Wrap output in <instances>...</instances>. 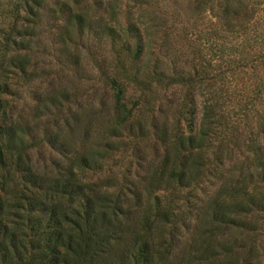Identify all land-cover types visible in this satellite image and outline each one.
Returning <instances> with one entry per match:
<instances>
[{
  "label": "trees",
  "instance_id": "trees-1",
  "mask_svg": "<svg viewBox=\"0 0 264 264\" xmlns=\"http://www.w3.org/2000/svg\"><path fill=\"white\" fill-rule=\"evenodd\" d=\"M45 1L9 0L10 17L0 39V264H264L257 242L264 230V110L260 114L256 110L257 104L264 107V79L239 97L235 109L226 106L217 90L207 93L198 126H192V121L181 126L182 119L196 114L187 107L188 102L181 103L173 124L153 118L151 127L164 149L144 181H122L117 187L111 177L87 180L89 171L100 172L108 150L74 148L66 123L65 131L59 125L54 131H46L43 140L37 137V121L51 116L53 109L60 114L70 100L69 93L37 97L32 122L13 117L14 107L8 97L17 94L21 81L33 78L32 48ZM261 5L264 0H193V12L217 9L213 15L216 22L196 36L199 47L210 57L203 68L210 67L213 60L224 61L220 74L208 77L210 81L241 65L235 67L224 57L230 34L242 33L250 40L246 36L251 33L254 43L259 39L264 44V27L259 28L258 19L254 20L262 11ZM69 19L81 30L91 24L86 10L72 11ZM262 19L264 22V14ZM106 30H110L108 26ZM127 31L131 37L126 39L124 50L137 64L147 43L137 28ZM131 38L136 40L133 47ZM197 50L202 51L196 49L195 54ZM254 64L264 69V48L250 59L248 67ZM138 71L133 80L139 78ZM153 75L154 79L145 81L149 90L153 80L183 87L205 80L198 68L193 75L184 70L172 75L156 71ZM111 86L116 92L110 134L117 137L134 124L142 129L143 113L134 117L132 112H123L124 87L114 79ZM253 111L256 136L246 146L252 158H236L228 169L218 171L220 185L199 208L194 235L176 258L179 229L173 226L174 214L166 195L200 181L210 163V150L219 156L232 155L237 136L231 120L246 118ZM41 142L57 153L49 163L40 164L32 158V151ZM107 144L110 148L113 145Z\"/></svg>",
  "mask_w": 264,
  "mask_h": 264
},
{
  "label": "rangeland",
  "instance_id": "rangeland-1",
  "mask_svg": "<svg viewBox=\"0 0 264 264\" xmlns=\"http://www.w3.org/2000/svg\"><path fill=\"white\" fill-rule=\"evenodd\" d=\"M8 1H0V39L10 17ZM145 1L46 0L32 48L30 73L33 78L26 83L21 81L16 88L17 94L8 96L14 107L13 117L32 122L36 114L34 108L37 97L51 92L69 93L70 100L64 104L60 114L53 109L51 116H42L37 121V137L43 140L46 131H54L59 125L65 131L63 126L66 123L69 141L74 148L84 146L86 149L108 150L100 172L89 171L85 174L87 180L111 177L118 184L117 187L122 181H144L143 178L161 158L164 149L162 142L157 140L155 129L151 127L150 121L153 118L158 122L168 121L173 124L178 119L181 103L188 102L187 107L195 109L196 114L193 118L187 116L186 120L182 119L181 126L186 127L190 121L192 126H198L201 104L207 93L217 90L224 97L228 108H236L241 100L239 97L242 98L247 89L264 79L262 66L254 64L253 68L248 67L250 59L264 48L259 39L254 43V34L249 31L246 37H251L250 40H245L242 33H235L230 34L225 41V59L230 60L234 66L241 64L239 68L216 80H209L208 77L220 74L224 61L213 60L210 67L203 68L210 57L203 47H199L196 36L202 28L216 22L213 17L217 13L216 8L212 11L193 12V0ZM78 9L86 10L91 22L83 30L75 22L69 21L71 12ZM259 9L262 11L256 13L254 20L258 19L257 25L261 28L264 27V5L259 6ZM107 26L110 33L106 30ZM128 28H137L138 34L147 43L137 64L131 59V54L124 50L126 39L131 37ZM130 41L133 47L136 40L131 38ZM196 49H201V53L197 50L195 54ZM137 66H140L139 71ZM194 66L200 69L205 78L203 82L183 87L153 80L150 90L144 87L145 81L153 78L156 71L172 75L176 70H184L193 75ZM136 71L139 78L133 80L131 77ZM112 79L124 87L122 111L132 112L134 117L143 113L142 129L137 124L127 126L117 137L108 131L113 126L115 112L116 89L111 86ZM212 83L213 88L208 87ZM256 110L260 114L264 107L257 104ZM255 114L253 111L246 118H232L237 136L235 149L230 145L232 155L223 153L219 156L214 153L215 150H210V163L200 181L189 189L166 195L170 198L174 214L173 226L179 229L175 238L176 258L180 257V251L194 235L199 208L209 196L215 194L220 185L218 171L228 169L236 158H252L246 146L256 136ZM107 143H113L112 147ZM56 154L47 143L41 142L32 151V158L43 164L49 163V159L56 157ZM262 233L258 235L257 242L259 252L264 256V230Z\"/></svg>",
  "mask_w": 264,
  "mask_h": 264
}]
</instances>
